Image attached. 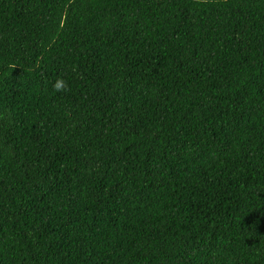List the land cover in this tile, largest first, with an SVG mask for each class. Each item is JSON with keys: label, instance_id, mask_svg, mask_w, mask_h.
Here are the masks:
<instances>
[{"label": "trees", "instance_id": "obj_1", "mask_svg": "<svg viewBox=\"0 0 264 264\" xmlns=\"http://www.w3.org/2000/svg\"><path fill=\"white\" fill-rule=\"evenodd\" d=\"M0 264H264V0H0Z\"/></svg>", "mask_w": 264, "mask_h": 264}, {"label": "clouds", "instance_id": "obj_2", "mask_svg": "<svg viewBox=\"0 0 264 264\" xmlns=\"http://www.w3.org/2000/svg\"><path fill=\"white\" fill-rule=\"evenodd\" d=\"M52 88L56 93L66 92L68 90V82L64 78L58 77L52 84Z\"/></svg>", "mask_w": 264, "mask_h": 264}]
</instances>
